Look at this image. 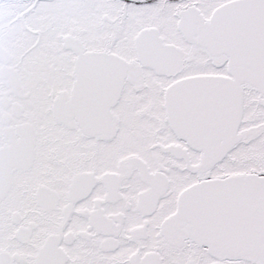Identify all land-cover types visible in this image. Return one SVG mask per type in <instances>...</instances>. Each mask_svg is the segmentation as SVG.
<instances>
[{
	"label": "snow or ice",
	"instance_id": "obj_1",
	"mask_svg": "<svg viewBox=\"0 0 264 264\" xmlns=\"http://www.w3.org/2000/svg\"><path fill=\"white\" fill-rule=\"evenodd\" d=\"M0 264H264V0H0Z\"/></svg>",
	"mask_w": 264,
	"mask_h": 264
}]
</instances>
